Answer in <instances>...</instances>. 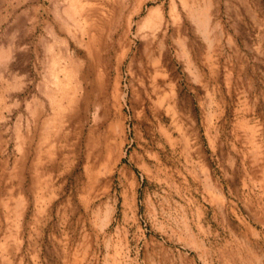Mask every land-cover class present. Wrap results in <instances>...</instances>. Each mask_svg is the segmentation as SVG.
<instances>
[{
  "label": "rangeland",
  "instance_id": "374dc122",
  "mask_svg": "<svg viewBox=\"0 0 264 264\" xmlns=\"http://www.w3.org/2000/svg\"><path fill=\"white\" fill-rule=\"evenodd\" d=\"M192 1L0 0V264H264V0Z\"/></svg>",
  "mask_w": 264,
  "mask_h": 264
},
{
  "label": "bare ground",
  "instance_id": "6f19581e",
  "mask_svg": "<svg viewBox=\"0 0 264 264\" xmlns=\"http://www.w3.org/2000/svg\"><path fill=\"white\" fill-rule=\"evenodd\" d=\"M157 0H115V4H112L110 9H112L110 12V17H100V19H98L97 21V24L99 25V27L104 30V29H109L111 30V37L113 38L114 37V34L123 26V21H124V14L126 13V11H128V9L130 8L131 5H134L133 8H131L129 14L127 15L128 18L126 19V21L124 22L126 24V27L128 28L127 29V32L125 34H127L128 32H130V25L133 21V19L139 15L141 9L143 8V6H145L147 3L149 2H155ZM200 0H196V3L192 1V4L188 6L185 5L183 6V9L186 13H190L191 15H194V14H197L199 15L200 13V9H198V6L197 5V2H199ZM202 1H206V0H202ZM196 5H195V4ZM203 3V2H202ZM205 4V3H204ZM210 4V3H209ZM199 5V4H198ZM191 6V8H190ZM195 6V7H194ZM209 6V5H208ZM200 8V7H199ZM204 8V7H203ZM202 8V9H203ZM201 9V10H202ZM209 9V7H208ZM206 10V9H205ZM158 9L156 10H153V9H149L148 11V16H147V19L145 20V23H144V26L143 27H147L149 28L150 26L152 27L153 24H154V16L156 15ZM176 11V10H175ZM180 11V10H178ZM207 12V11H206ZM205 12V14H206ZM77 13V12H76ZM176 13V12H175ZM180 13V12H179ZM202 15H204L202 12H201ZM208 14V12H207ZM210 14V13H209ZM160 15V14H159ZM189 15V14H188ZM197 15V16H198ZM201 15V16H202ZM162 16V15H161ZM195 16V15H194ZM210 16V15H209ZM208 16V17H209ZM190 17V16H189ZM180 18V17H179ZM113 19V20H112ZM203 19V18H200V20ZM158 20H159V16H158ZM157 22V20H156ZM202 22V21H201ZM158 23V22H157ZM156 23V24H157ZM164 23V22H163ZM155 24V25H156ZM200 26H202L200 24ZM142 27V26H141ZM161 29V26L159 25L155 31V33H153L156 37L158 32L160 31ZM178 30V29H177ZM183 32V31H182ZM163 38L166 37V32L164 31L163 34H162ZM168 37V36H167ZM113 40V39H112ZM153 41V40H152ZM160 42V40H159ZM151 43V42H150ZM167 43V42H166ZM161 47H163V43H161ZM108 45V44H106ZM110 45H114L111 44ZM152 45V44H151Z\"/></svg>",
  "mask_w": 264,
  "mask_h": 264
}]
</instances>
